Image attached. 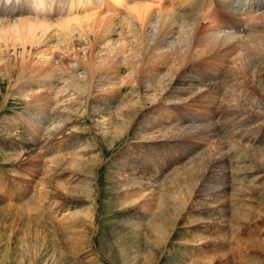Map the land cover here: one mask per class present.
Masks as SVG:
<instances>
[{"label": "rangeland", "instance_id": "1", "mask_svg": "<svg viewBox=\"0 0 264 264\" xmlns=\"http://www.w3.org/2000/svg\"><path fill=\"white\" fill-rule=\"evenodd\" d=\"M252 1L228 2L235 12L244 7L254 15L248 21L242 15L243 29L264 25V9L254 11ZM202 50L194 48V63L181 75L169 58L134 76L143 79V100L162 95L143 107L136 105L138 92L130 96L136 85L120 88L132 71L123 73L118 63L96 73L89 98L47 66L43 78L37 63L36 70L15 69L12 77L0 71V264H264L262 68L245 77L234 54L221 64L198 58ZM237 50L253 56L243 46ZM78 71L64 76L82 82L84 71ZM212 78L220 88L210 96ZM227 78L244 87L238 103ZM127 100L136 114L120 111ZM244 120L253 124L242 129ZM230 122L232 132L212 136ZM247 131L251 144L237 143ZM213 186L225 189L216 203L207 199ZM32 198L37 209L24 211ZM205 211L216 216L211 220Z\"/></svg>", "mask_w": 264, "mask_h": 264}, {"label": "bare ground", "instance_id": "2", "mask_svg": "<svg viewBox=\"0 0 264 264\" xmlns=\"http://www.w3.org/2000/svg\"><path fill=\"white\" fill-rule=\"evenodd\" d=\"M230 1L202 0L197 3V0H0V71L6 70L9 77H12L11 73L15 69L20 70L21 74L29 71V69L36 70L34 65L37 63L42 67L38 69L41 74L38 76L43 78L47 75L41 70L44 66H47V70L51 69L49 71L51 74L61 71L62 77H59L62 80L68 82V85L76 93L79 95L87 94L89 98L91 95V82L96 77V73L111 70L118 63L119 67L117 68L123 73L132 71L128 77L130 81H126L127 83L122 84L120 88H132L133 85H136L137 89L132 90L130 96H133L134 100L138 92L140 98H138V95L136 96V105L143 107L144 101L155 103L159 100L161 94L153 97V99L143 100L141 98L144 96L143 79L135 80V77H139L142 70H148V68H151L150 71L154 70L153 68L160 65L163 59L169 58H175V63L180 66L181 75L187 68L191 69V65L194 63L192 61L193 50L200 45L203 50L199 55L197 53L198 58L206 56L222 64L224 60H227L225 59L227 56L230 57L234 54V64L238 66L239 71L245 77L249 76L250 73L252 74L256 67H261L262 70L258 74L262 76L261 82L264 83V25L261 28L260 26L256 27L258 24H254L252 28L243 29L245 23L242 21V15H244L246 21L251 20L254 15H251L252 12L250 11L247 12L249 9L243 11L242 9L245 8L240 6H238L240 11L235 12L228 4ZM208 2V6L203 9V6ZM238 5H241V3ZM208 7H211V10H207ZM238 7L234 8L237 10ZM250 7L254 11L257 9L259 12V10L264 9V0H255L253 6L250 5ZM180 9L181 11H178ZM240 17L242 18L240 19ZM263 18L262 15L261 20ZM205 24L208 26H203ZM177 32L179 35L175 36ZM247 32L248 34L242 37ZM240 38H243V41ZM53 41L56 44L52 46ZM241 46L245 50L253 52V56H259L260 59H256L255 56L247 57L242 52H238L237 49ZM248 58L251 59L250 63H247ZM118 59H123L122 64L124 67H121V63L117 61ZM72 63L77 66V69L70 68L69 65H72ZM78 70L84 71L85 78H82L84 79L82 82L78 78L77 80L75 78L74 80H67L64 76H74L79 72ZM247 70H249L248 75ZM202 78L197 77L198 81ZM215 78L211 80L213 82L211 84L213 86L210 85L212 88L208 86L210 92L207 95L214 93V90H216L215 94L218 93L217 88H220V86H218ZM218 79L220 78L218 77ZM227 80L226 83L230 85L229 78ZM168 82H170L169 91L167 92V86L162 89L167 92L164 97V102L167 103L172 101L169 99L168 94L173 91V89L171 90L172 80L170 79ZM234 83L230 86L234 100L238 103L244 87L241 84H236V81ZM54 84L51 81L49 86L53 87ZM160 84L163 85L165 82ZM260 86H257L258 88L253 87V90H259L258 93H260V89H262ZM51 87L48 89H51ZM149 88L155 93L161 91V88L156 86L149 85ZM256 91L253 94H256ZM131 103L130 100L123 102L122 106H119L120 111L126 109V111L129 110V114H136L138 111L137 106ZM231 122L227 125L224 124L223 127L211 130L212 136L222 138V132L223 134L232 132L230 130L232 127ZM244 122L246 123L239 124L242 129L253 124L245 120ZM65 124L68 123L65 122ZM197 127H192V129H197ZM206 128L208 129V127ZM247 133L248 131L239 135L236 142L243 144L242 141L247 139L245 140L247 144H251L252 140L247 138ZM185 134L182 133V137L178 136L183 138ZM259 142L264 143V138H260ZM28 146L30 153L33 151L32 145ZM245 146L247 148V145ZM246 148H243V150H247ZM236 168L238 167L236 166ZM236 171L238 170L236 169ZM204 187L206 188V185ZM218 188H211V191L214 192H211V195L206 194L208 201L210 200L209 202L216 203L219 198L224 196L225 189L222 188L223 190L215 192ZM159 201V207L161 208L164 205L163 198H160ZM27 206L22 209L24 211L37 209L33 198L28 201ZM205 212L211 220L216 216V214L208 211ZM154 219L156 220L155 216ZM197 220L204 219L200 217ZM149 225L153 226L154 229L158 227L157 229L161 230V224L154 226V222H152ZM210 225L209 229L210 227L212 229L216 224L213 222Z\"/></svg>", "mask_w": 264, "mask_h": 264}]
</instances>
